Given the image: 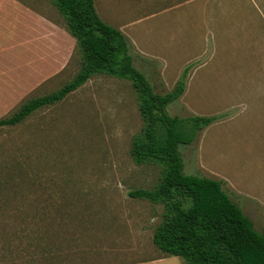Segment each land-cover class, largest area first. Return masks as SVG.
Wrapping results in <instances>:
<instances>
[{
	"label": "rangeland",
	"instance_id": "rangeland-1",
	"mask_svg": "<svg viewBox=\"0 0 264 264\" xmlns=\"http://www.w3.org/2000/svg\"><path fill=\"white\" fill-rule=\"evenodd\" d=\"M13 3L30 12L13 14V38L0 44V119L24 101L61 88L82 62L76 40L69 55L47 45L53 29L67 31L53 0ZM94 4L105 22L129 37L133 64L156 91L172 90L189 66L185 90L169 104L168 112L218 118L191 144L179 147L184 172L223 180L225 191L261 231L264 0ZM38 19L53 29L41 28ZM23 20L29 21V36L20 53L15 48L23 41L17 35L24 33ZM11 45L14 52L7 55ZM58 57L61 61L54 62ZM143 124L131 81L100 72L60 101L34 110L15 125L0 127V183H9L6 199L17 183L26 195L25 201L8 202V213L23 206L22 218L2 213L0 264H90L98 250L89 245L107 227L122 228L121 236L128 237L129 225L141 226L149 238L162 218L164 203L131 197L129 192L157 188L165 170L157 161L137 163L133 158L132 138L140 135ZM51 221L54 227L47 233ZM52 242L59 259L43 256L42 247Z\"/></svg>",
	"mask_w": 264,
	"mask_h": 264
},
{
	"label": "trees",
	"instance_id": "trees-1",
	"mask_svg": "<svg viewBox=\"0 0 264 264\" xmlns=\"http://www.w3.org/2000/svg\"><path fill=\"white\" fill-rule=\"evenodd\" d=\"M53 2L82 52L80 69L58 90L24 101L10 116L0 119V127L15 125L34 110L60 101L93 74L105 72L127 78L136 91L144 123L140 135L132 138L133 158L137 163L157 161L165 170L157 188L129 192L131 197L164 203L162 218L152 234L153 244L166 255L179 256L183 264H264V228L259 231L254 227L225 191L224 181L184 172L179 147L191 144L202 129L218 118L196 114L179 117L168 112L169 104L185 90L189 66L184 67L172 90L156 91L144 72L133 64L129 37L99 16L94 0ZM8 185L0 183V222L2 213L23 217V206L8 213V202L16 198L17 202L25 201V190L17 183L6 199ZM53 224L48 223L47 233ZM3 233L0 223V234ZM42 248L43 256L60 258L56 243Z\"/></svg>",
	"mask_w": 264,
	"mask_h": 264
},
{
	"label": "crops",
	"instance_id": "crops-1",
	"mask_svg": "<svg viewBox=\"0 0 264 264\" xmlns=\"http://www.w3.org/2000/svg\"><path fill=\"white\" fill-rule=\"evenodd\" d=\"M19 11L27 12V15L30 12L21 5H15L13 3V0H0L1 45H4L6 42H9L8 40L13 38L12 35L10 36L11 32H15V27L13 26L15 18L13 17V14L15 15V13H18ZM22 22V25H24V28H22L24 33L18 31L17 35L20 37L19 40L23 41L19 43L17 48H15L17 49L16 52L20 53L27 45V37L29 36V21L23 20ZM14 24L16 26L17 22H15ZM38 24L41 25V28L47 27L49 29H53V27L48 24L46 20L40 21L38 19ZM51 33V35L47 36V45H49L52 49L59 48L60 51L63 52V54L69 55L75 45V39L73 38V36H71L67 31L64 32L62 28L58 27L57 29H53ZM1 45L0 47H2ZM14 47L15 46L13 45H11L10 47H6L8 50L7 55L13 54ZM53 60L57 63L58 61H61V58L58 57L54 58ZM101 231L104 233H98L102 235L99 239H95L93 241L95 244L89 245L98 250L97 257H94L92 259L89 258V261L91 263L101 264L103 262H106L105 264H183L182 260L178 259L179 256L166 255L161 252L153 244L152 234L149 238L147 235H145L144 237L143 235L146 229L141 226L133 227L129 225V229L125 230V236H128L129 238L121 236V232L124 231V229L122 228L119 229L117 227H107L106 229H102ZM78 248L79 247H75L73 248V250H78ZM85 248H87L86 245ZM80 253H84V251Z\"/></svg>",
	"mask_w": 264,
	"mask_h": 264
}]
</instances>
